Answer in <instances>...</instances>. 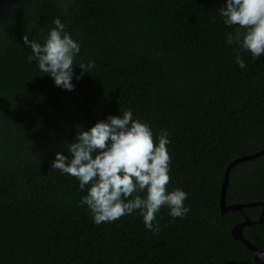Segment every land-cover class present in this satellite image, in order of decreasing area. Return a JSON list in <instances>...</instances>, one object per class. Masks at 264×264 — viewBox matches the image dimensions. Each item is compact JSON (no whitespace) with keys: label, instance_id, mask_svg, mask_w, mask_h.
<instances>
[{"label":"trees","instance_id":"1","mask_svg":"<svg viewBox=\"0 0 264 264\" xmlns=\"http://www.w3.org/2000/svg\"><path fill=\"white\" fill-rule=\"evenodd\" d=\"M226 0H0V264H255L264 251V55L226 43ZM67 5L65 15L61 5ZM59 17L80 43L74 90L57 87L24 44L44 42ZM130 109L154 136L169 134L171 191L188 194L190 212L157 214L159 232L139 211L94 223L80 203L87 190L52 169L77 131ZM250 204V205H249Z\"/></svg>","mask_w":264,"mask_h":264},{"label":"clouds","instance_id":"2","mask_svg":"<svg viewBox=\"0 0 264 264\" xmlns=\"http://www.w3.org/2000/svg\"><path fill=\"white\" fill-rule=\"evenodd\" d=\"M61 7L67 15V5ZM219 13L225 25L235 27L234 32H228L226 43L238 45L239 67H247L241 50L257 58L264 55V0H226ZM53 24L43 43L23 34L24 44L32 53L28 60L36 61L39 70L50 75L57 87L72 91L75 66L81 69L80 76H76L79 80L95 65L91 61L77 64L80 43L59 17ZM168 137L166 130L154 136L151 126L134 119L128 109L120 116L98 120L88 130L77 131L73 142L68 144L70 156L57 151L51 167L76 178L82 192L87 190L80 203L87 206L97 225L139 211L145 228L159 232L156 217L162 207L169 209L173 219L190 212L184 203L188 194L180 188L171 191L167 188L171 171Z\"/></svg>","mask_w":264,"mask_h":264},{"label":"water","instance_id":"3","mask_svg":"<svg viewBox=\"0 0 264 264\" xmlns=\"http://www.w3.org/2000/svg\"><path fill=\"white\" fill-rule=\"evenodd\" d=\"M264 154V149H262L261 151L254 153V154H250V155H245V156H241L237 159H235L234 161H232L226 171L225 174V179L222 185V193H221V206L224 212L228 211V210H242L245 205L243 204H232V205H227L226 203V190H227V186L229 183V176H230V171L231 169L237 165L238 163L245 161V160H251L253 158H256L260 155ZM256 204H260L263 205V203L258 202ZM250 205V204H249ZM258 223H263L264 222V210L262 212V215L260 217V219L257 221ZM254 224V222H252L249 218H247V220H245L244 222H240L238 224H236L232 230V235L235 239L241 240L242 242H244L248 247L251 248V250L254 251L255 253V264H264V251L261 250L260 248L254 246L250 241H248L244 235H243V230L247 225H251Z\"/></svg>","mask_w":264,"mask_h":264}]
</instances>
